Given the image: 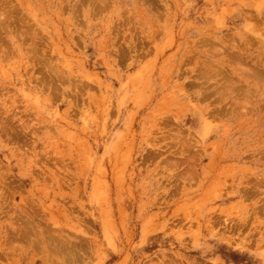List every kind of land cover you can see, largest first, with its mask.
<instances>
[{
    "label": "rangeland",
    "instance_id": "1",
    "mask_svg": "<svg viewBox=\"0 0 264 264\" xmlns=\"http://www.w3.org/2000/svg\"><path fill=\"white\" fill-rule=\"evenodd\" d=\"M0 264H264V0H0Z\"/></svg>",
    "mask_w": 264,
    "mask_h": 264
}]
</instances>
